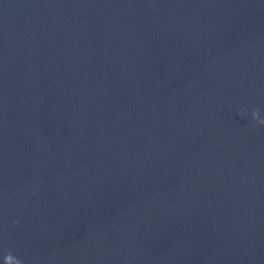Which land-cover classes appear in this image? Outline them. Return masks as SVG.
I'll list each match as a JSON object with an SVG mask.
<instances>
[{
	"label": "water",
	"instance_id": "obj_1",
	"mask_svg": "<svg viewBox=\"0 0 264 264\" xmlns=\"http://www.w3.org/2000/svg\"><path fill=\"white\" fill-rule=\"evenodd\" d=\"M0 264H264V0H0Z\"/></svg>",
	"mask_w": 264,
	"mask_h": 264
}]
</instances>
